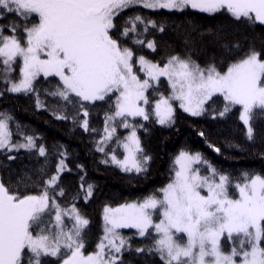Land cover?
I'll list each match as a JSON object with an SVG mask.
<instances>
[{"label":"snow or ice","instance_id":"snow-or-ice-1","mask_svg":"<svg viewBox=\"0 0 264 264\" xmlns=\"http://www.w3.org/2000/svg\"><path fill=\"white\" fill-rule=\"evenodd\" d=\"M137 5L210 15L226 11L235 21L264 26V0H0V85L5 86L0 96L31 94L37 108L89 134L97 133L89 124L90 106L106 102L110 110L94 149L103 154L101 163L115 164L124 172H147L151 160L137 135L143 125L131 121L154 117L160 125L171 126L174 101L194 117L212 107H205L209 101L215 104L213 97L225 102L216 113L221 117L239 105L247 139L254 140L253 111L264 114V52L253 46L239 52V42L225 43L226 52L239 53L225 71L215 62L202 66L188 52L169 55L163 63L149 59L141 52L157 51L150 29L163 33L164 26L140 14L126 16L123 23L116 20ZM41 76L58 78L51 91L45 89L55 99L53 107L40 98L35 82ZM161 78L171 92L150 101L149 89L158 92ZM117 127L130 129L129 134L116 137ZM114 137L126 153L122 159L108 147ZM38 139L7 110H0V152L8 160H15L14 153L21 150L44 158L16 185L0 181V264H120L123 251L131 248L130 238L119 231L125 228L147 238V250L157 254L161 264H264V175L244 173L233 183L202 154L187 150L175 157L173 175L159 194L104 207V234L96 251L85 254L84 229L90 221L77 202L90 200L95 185L78 164L79 190L70 201L61 200L66 196L61 177L72 171L69 153L61 145L50 154ZM230 187L238 195H230Z\"/></svg>","mask_w":264,"mask_h":264},{"label":"trees","instance_id":"trees-1","mask_svg":"<svg viewBox=\"0 0 264 264\" xmlns=\"http://www.w3.org/2000/svg\"><path fill=\"white\" fill-rule=\"evenodd\" d=\"M132 14L143 15L164 26L163 33L150 29L149 38H155L157 51L143 49L141 52L147 58L161 63L169 55L183 56L188 52L202 66L215 62L221 71H225L227 63L239 54L235 51L226 52L223 47L225 43L231 45L232 42H239L242 45L239 52L247 51L249 46L264 52V26L235 21L226 11L210 15L192 9H186L184 12L164 9L153 11L135 6L129 9L128 15ZM125 17L120 16L116 20L123 23ZM185 40L189 41V45H185ZM133 47L135 51L136 48ZM56 81V77H40L35 82L41 100L48 107L55 105V99L47 96L45 89L51 91ZM158 92L169 93L164 79L158 86ZM150 96L154 97L153 93H150ZM213 101L215 104L209 101L208 105H205L206 108L209 105L212 107L201 116L194 117L177 108L175 123L171 126L160 125L154 117L148 121L133 120V123L143 125L137 128V133L144 153L151 156L147 172L139 174L124 172L115 164L105 165L100 162L104 157L95 151L94 140L104 126L105 113L110 110L104 101H97L89 108L88 120L90 127L97 129L95 134L74 127L70 120L56 119L51 111L37 108L35 97L31 94L5 92L0 96V110H7L29 133H35L39 137L37 143L43 144L50 154L55 147L61 145L67 149L68 165L72 171L63 173L61 177L66 194L61 200L67 198L70 201L71 196L79 190L80 172L76 165L84 166L88 182L95 185L90 200L85 202L81 199L77 202L82 215L90 221L83 236L84 252L89 254L95 251L103 234L104 207L139 202L153 193L159 194L157 190L169 182L173 175V161L182 150L199 152L218 171L228 174L233 183L239 182L244 173L249 176L264 175V114H258L261 110L254 109L251 120L254 140L249 141L246 128L240 119L241 108L236 105L221 117L216 113L222 110L225 102L222 97H213ZM118 130L119 138L125 136L128 131L121 127H118ZM201 132L204 133L203 136L200 135ZM108 147L121 154L113 142ZM14 155L15 160H8L5 153L0 152V181L6 185H16L23 173L32 172L44 160L34 151L21 150ZM55 159L52 158L49 167L55 163ZM19 187L21 191H25L24 185ZM26 190L33 194L37 191L33 187ZM135 233L134 230L124 232L125 238H130L131 248L123 251L120 264H161L158 255L147 250L151 242H146L147 238L139 237ZM137 248H144L145 251L138 252ZM53 260L55 261V258Z\"/></svg>","mask_w":264,"mask_h":264},{"label":"rangeland","instance_id":"rangeland-1","mask_svg":"<svg viewBox=\"0 0 264 264\" xmlns=\"http://www.w3.org/2000/svg\"><path fill=\"white\" fill-rule=\"evenodd\" d=\"M137 6H139V5H137ZM142 7V6H141ZM151 10V9H150ZM159 10H161V9H159ZM164 10H166V9H164ZM16 67H17V72H15V73H13V76L14 77H16V76H18V74H19V61H18V63H17V65H16ZM140 75H141V77L143 78V73H140ZM41 77H43V76H41ZM40 78V77H39ZM162 79H164V78H161V80ZM165 80V82H166V84H167V86H168V88H169V93L168 94H164L163 92H153V90L152 89H149V93H153V95H154V97H152L151 98V96H150V101H154L155 99H157L158 98V96L160 95V94H163V95H165V96H167V95H169L170 94V92H171V89H170V86L168 85V83H167V81H166V79H164ZM173 105H174V107H175V109H177V108H179V102L178 101H174L173 102ZM237 106H239V105H237ZM149 107H151V104H150V106ZM240 107V106H239ZM241 108V107H240ZM181 109V108H180ZM182 110V109H181ZM183 111V110H182ZM184 112V111H183ZM241 112H242V110H241ZM186 113V112H185ZM188 114V113H187ZM190 115V114H189ZM152 118V117H151ZM150 118V119H151ZM135 119H141V120H143L142 118H140V117H137V118H135ZM144 121V120H143ZM242 121V120H241ZM132 123H133V120L131 121ZM242 123H243V121H242ZM243 125H244V123H243ZM250 125H251V120H250ZM245 126V128H246V131H247V126L246 125H244ZM252 126V125H251ZM122 128V127H121ZM129 131H130V129H128V131H127V133H126V135L125 136H127L128 134H129ZM118 132H119V130H118V127H117V132H116V137H117V134H118ZM137 135H138V133H137ZM125 136H123L122 138H124ZM116 137H114V139H113V143L116 145V147H117V149H119V151H120V153L121 154H119V152H115V154L117 155V158L118 159H122L125 155H126V153H125V151H124V149L122 148V147H120V146H118L117 145V143H116ZM139 137V136H138ZM121 138V139H122ZM112 142H110L109 143V145L112 143ZM229 194L230 195H238V193H236V191L235 190H233L231 187L229 188ZM130 203H133V202H130ZM121 206V205H120ZM117 207H119V206H117ZM104 228V221H103V213H102V229ZM85 230V229H84ZM127 230H134V231H136L135 229H131V228H125V229H119V231L121 232V234L124 236V232L125 231H127ZM104 234V233H103ZM103 234H102V236H103ZM101 236V237H102ZM125 237V236H124ZM95 251H96V249H95Z\"/></svg>","mask_w":264,"mask_h":264},{"label":"flooded vegetation","instance_id":"flooded-vegetation-1","mask_svg":"<svg viewBox=\"0 0 264 264\" xmlns=\"http://www.w3.org/2000/svg\"><path fill=\"white\" fill-rule=\"evenodd\" d=\"M128 12H129V9H127L126 11H124V12H122L121 14H120V16H122V17H124V16H128ZM120 16H118V17H120ZM117 17V18H118ZM116 18V19H117Z\"/></svg>","mask_w":264,"mask_h":264}]
</instances>
